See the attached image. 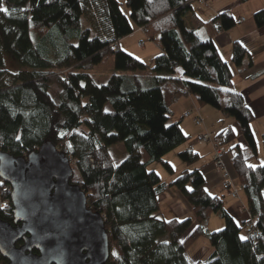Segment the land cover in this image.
<instances>
[{
    "label": "trees",
    "instance_id": "16d2710c",
    "mask_svg": "<svg viewBox=\"0 0 264 264\" xmlns=\"http://www.w3.org/2000/svg\"><path fill=\"white\" fill-rule=\"evenodd\" d=\"M191 1L125 0L127 12L117 0H0V9L4 2L7 10H0V82L11 80L0 85V149L26 157L51 142L74 161L79 178L71 182L80 185L87 206L104 219L111 264H264V161H257L250 128L254 115L234 88L235 74L214 41L237 20L226 9L207 21L195 18L194 26L187 27L183 17ZM252 19L257 28L264 26V6ZM134 26L162 50L150 64L117 48ZM201 27L206 37L199 36ZM231 49L237 68L251 65L239 40ZM3 52L22 65L18 73L5 68ZM106 57L122 72L97 84L89 71ZM52 85L60 89L56 99L50 94ZM181 95L236 123L246 148L237 143L231 125L215 137L217 146L231 152L238 181L245 184L256 236H242L223 196L206 189L195 165L198 153H178L186 166L178 173L165 159L188 139L178 120L168 123L171 101ZM119 143L125 156L116 163L108 149ZM262 144L264 159V136ZM251 159L256 163L250 164ZM155 165L162 167L163 177ZM1 184L5 186L0 179ZM171 186L190 205L193 221L159 214L157 196ZM11 212L9 193L1 191L0 219L13 224ZM213 213L224 219V227L207 231ZM201 237L212 252L206 261L192 262L187 250ZM5 263L0 256V264Z\"/></svg>",
    "mask_w": 264,
    "mask_h": 264
},
{
    "label": "water",
    "instance_id": "95a60500",
    "mask_svg": "<svg viewBox=\"0 0 264 264\" xmlns=\"http://www.w3.org/2000/svg\"><path fill=\"white\" fill-rule=\"evenodd\" d=\"M71 176L70 158L51 142L26 157L0 149L14 223L0 219L5 264H111L104 219Z\"/></svg>",
    "mask_w": 264,
    "mask_h": 264
},
{
    "label": "crops",
    "instance_id": "0c3cea01",
    "mask_svg": "<svg viewBox=\"0 0 264 264\" xmlns=\"http://www.w3.org/2000/svg\"><path fill=\"white\" fill-rule=\"evenodd\" d=\"M120 5L122 6L123 10L125 6V0H117ZM264 6V0H249L247 2L241 3L238 0H204L203 2L200 0H192L191 1V10L186 12L183 17V22L187 27H193L195 24V18H198L202 21H207L210 19L215 18L219 13L223 12L226 9H229L233 15L236 17L237 23L226 31H221L214 36V41L217 45L218 52L223 60L228 62L230 68L235 74V83L234 88L238 90L249 109L252 111L254 117H260L264 115V26L261 28H257L254 24L252 19V13L257 9ZM128 12V10H127ZM240 18H244L243 21H240ZM198 34L200 37H206L205 30L201 27L198 29ZM138 35L139 38L136 39L135 43L128 42L133 36ZM234 40H239L245 48L248 50L250 55V61L252 62L251 65H244L241 68H237L231 62V52H232V42ZM142 41V44L139 42ZM145 42H147V46H145ZM142 48L143 51H137L135 49ZM117 48L124 50L125 52L129 53L130 55L134 56L135 58L141 60L146 64H150L152 58L157 54L162 52L161 48L155 41H150L145 37L144 31L140 29L138 26H134V30L128 36L122 38L117 45ZM189 98L190 103L196 106L194 99L191 96H186ZM178 98L176 101H178ZM197 107V106H196ZM195 107V112L199 115L200 113H205L204 107ZM108 109V107H106ZM189 110L187 107H184L183 113ZM201 111V112H200ZM212 113V112H210ZM217 115V114H214ZM187 116H182L177 119L180 122V128L183 133L188 136V139L185 143L177 147L178 153L184 152L187 149H192L200 156V160L196 162L195 165L200 167V171L203 174L206 182V189L210 192L211 195H221L223 196V206L228 211V213L236 220L239 224L243 223L245 214L238 210L237 203L230 201L232 199L227 194V188L222 186L220 175L221 171H215L213 168L212 163V156L213 151L210 144L199 143L196 141L195 135L200 132L201 130H208L209 132H213L214 135L217 131L221 128L225 127L226 125H231L234 132L236 133V141L242 148H246L247 144L244 141L242 135L240 134L238 127L233 119H227L223 123H219V126L211 127L204 125L203 122L201 126H196L197 131L191 135L189 130L183 126V122ZM192 121V119H191ZM193 122V121H192ZM257 144V161L260 162V148ZM118 150V156L116 155V151L114 153H110L112 159L114 156L116 160H121L125 156V151L121 147ZM113 147H110L108 150L110 151ZM114 155V156H113ZM178 157V156H177ZM179 159V158H178ZM210 162V163H209ZM224 167L226 171L229 173L231 177L233 186L237 187L239 184L238 178L236 176V172L229 157L223 158ZM250 164H255L256 161L251 159L248 161ZM117 163V161H116ZM170 163V162H169ZM171 164V163H170ZM172 165V164H171ZM192 165L187 166L190 168ZM186 167L184 163L180 167L181 169ZM179 169V171L181 170ZM155 171H157V167L155 165ZM178 171V172H179ZM219 173V174H218ZM162 176L160 173H158ZM164 175V174H163ZM163 177V176H162ZM170 177H165V180H168ZM240 188L238 189L239 192ZM244 190V189H241ZM245 192V190H244ZM242 200L247 204L246 195L242 196ZM157 200L159 203V214L164 219H170L171 217L182 218L185 216H189L192 221L194 220V214L190 205L186 202L183 198L181 193L178 189L174 186L168 187L164 192L157 196ZM210 219V217H209ZM209 221V220H208ZM206 228L209 229L208 223L206 222ZM207 255L206 259H200L193 257L196 255L194 253L193 256L188 257L192 262H204L207 260L208 256L212 252V247L206 249ZM188 254V253H187Z\"/></svg>",
    "mask_w": 264,
    "mask_h": 264
},
{
    "label": "rangeland",
    "instance_id": "374dc122",
    "mask_svg": "<svg viewBox=\"0 0 264 264\" xmlns=\"http://www.w3.org/2000/svg\"><path fill=\"white\" fill-rule=\"evenodd\" d=\"M124 8H125V6H124ZM126 11H127V9H126ZM137 38H139L138 35L133 36L130 39H128V42L135 43ZM147 44L148 43L145 42V46H147ZM135 50L137 51V53H139V51H143V47L142 48L139 47V48H137ZM2 58H3V61H4L5 68L11 73H15L16 74L23 68L22 65L19 62H17V60L10 54H7V53L3 52L2 53ZM115 72L121 73L122 71H117L115 69L114 62H113V59L111 57H108V58L106 57L105 60L100 65H98L97 67H95L93 69H90V71H89L90 77L97 84L105 83L108 80V78L111 76V74L115 73ZM146 72H148V71H146ZM10 82H11V80H2L0 82V85H6V84H9ZM59 90L60 89L57 88L55 85L51 86L50 94L52 95V97L54 99H56L55 94L58 93ZM178 98H180V99L178 101H176ZM171 102H172L170 104V111L171 112L168 114V117H169L168 118V123H172V122L176 121L177 119H179L182 116V114H184L183 113L184 107H187L189 109L187 111H190L191 114L186 117V119L183 122V126L186 127L189 130L191 135H193L197 131V127L196 126H201V125H196V124H195L196 125L195 126L193 124L194 122L191 121L193 115L197 114V112H195V110H194L196 106L192 105L190 103L189 98H187L186 96H183V95L174 96L173 100ZM204 108H206L205 109V113H202L200 111L201 113L199 115L200 118L202 119L203 124L205 123L204 125H207L209 127H211V125H213L214 127H217V126H219V123H223L226 120V118L224 116H222V114L218 110L214 109L213 107H210V106L206 105V106H204ZM196 109H197V107H196ZM210 112H212V113H210ZM214 114H217V115H214ZM227 119H229V118H227ZM250 128H251L252 134H253V136H254V138L256 140V143H258V147L260 148L261 155H260V162L259 163L262 164L263 161H264V159H263V149H262V146H263L262 139H263V136H264V115L260 116V117H257V116L254 117L253 120L250 123ZM203 131L209 132L208 130H201L200 132H203ZM200 132H198V133H200ZM210 133H211V136L214 135L213 132L210 131ZM197 142H199V141H197ZM199 143H204V144H210L211 145L212 151H213V156H212L213 168L215 169V171H219V170H216L215 160H214L215 150H217V149H219L221 147V146H217L218 141L199 142ZM116 146H117L118 149H120L123 145L121 143H119ZM115 148L116 147H113L109 152L110 153L112 152V154H113L114 150H115L116 151L115 153L117 155L118 154V150L115 149ZM177 155H178V149H175V150H173L172 152H170L169 154H167L165 156V159L172 164V166L174 167L176 173H178L179 169H181L180 167L183 164L181 162V160L178 159ZM230 155H231V152L227 150V152L225 153V156H223V158L224 157H229ZM114 159H115V161H118V160H116L115 156H114ZM71 166H72V172H73L72 176H71V179L74 181V180H77L79 178V173H78L77 169L75 168L74 161H71ZM156 167H157L158 173L163 175L164 171H163L162 167L160 165H156ZM220 179H221V183L220 184L223 186L221 175H220ZM242 184L243 183H239L236 188L239 189ZM3 188L4 187L1 184L0 185V192L3 191V193H5L6 191L3 190ZM242 189H244V188H242ZM227 194L232 198V199H230V201H232V202L236 201L238 210L245 214V217H244V220H243V222H244L245 219L248 217V215H247V212H248L247 204H245V202L242 200V198H243L242 196H245L244 190H241V188H240L237 196L234 197V196L231 195L229 189L227 188ZM208 220H207V223H208L209 229H214V231H217V230H220V229H222L224 227V219L221 218L219 213H213L210 216V219L208 218ZM242 225H243V223H242ZM240 226H241V224H240ZM241 228H242L241 229L242 236L246 235V232H245V230L243 229L242 226H241ZM207 231H209V230H207ZM210 231H213V230H210ZM209 245L210 244L205 239V237H201L197 241H195L188 248L187 253H188L189 257L193 256L194 253H196V255H194L193 257H196L197 259L200 258V259H204L205 260L207 255L209 254V252L207 253V251H206V249L209 247Z\"/></svg>",
    "mask_w": 264,
    "mask_h": 264
},
{
    "label": "built area",
    "instance_id": "2783aa9c",
    "mask_svg": "<svg viewBox=\"0 0 264 264\" xmlns=\"http://www.w3.org/2000/svg\"><path fill=\"white\" fill-rule=\"evenodd\" d=\"M200 1H204V0H200ZM4 8H5L4 2H2L1 9H4ZM139 44H141V42H139ZM190 114H191L190 111L184 112V116H189ZM192 121L196 125L202 124V119L200 118V116L198 114L193 115ZM195 138L199 142L218 141V139L214 135L211 136V133L207 132V131H203V132L196 134ZM225 151H226V149L223 146H221L219 149L215 150V153H214L215 166H216V170L221 171V178H222L223 186L225 188H228L231 195L235 197L238 194V189L233 186L231 177L229 176V173L226 171V169L224 167L223 156H225ZM244 187H245V184H242L240 188L242 189ZM3 190L10 193L11 192L10 185L5 183ZM5 204L9 205L8 201H6ZM247 215H248V217L243 222L242 227L245 230L246 235L251 234L252 236H256L258 234V230L256 228H254V222L252 221V217H251L249 211L247 212Z\"/></svg>",
    "mask_w": 264,
    "mask_h": 264
},
{
    "label": "snow or ice",
    "instance_id": "6c2138e0",
    "mask_svg": "<svg viewBox=\"0 0 264 264\" xmlns=\"http://www.w3.org/2000/svg\"><path fill=\"white\" fill-rule=\"evenodd\" d=\"M0 10H3V11H7L6 9H0ZM241 239H246V237H241ZM181 243H183V241H181Z\"/></svg>",
    "mask_w": 264,
    "mask_h": 264
},
{
    "label": "flooded vegetation",
    "instance_id": "af4514ba",
    "mask_svg": "<svg viewBox=\"0 0 264 264\" xmlns=\"http://www.w3.org/2000/svg\"><path fill=\"white\" fill-rule=\"evenodd\" d=\"M14 224V223H13Z\"/></svg>",
    "mask_w": 264,
    "mask_h": 264
}]
</instances>
